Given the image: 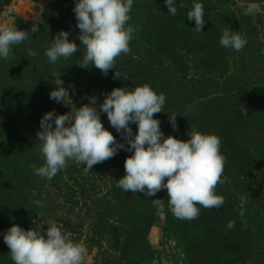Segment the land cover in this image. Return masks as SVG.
Listing matches in <instances>:
<instances>
[{
	"label": "rangeland",
	"instance_id": "obj_1",
	"mask_svg": "<svg viewBox=\"0 0 264 264\" xmlns=\"http://www.w3.org/2000/svg\"><path fill=\"white\" fill-rule=\"evenodd\" d=\"M191 1L177 0V14L172 16L164 0H134L129 24L137 31L129 43L131 51L117 57L115 68L104 75L95 66L78 65L83 48L77 39L80 30L72 10L74 0H0V23L15 24L30 35L29 40L13 46L7 59H0V264H14L3 239L9 227L15 224L27 230L39 225L43 234L53 223L71 233L74 242L85 245V264H128L136 241L129 246L124 238L131 227L142 225L154 206L153 199L165 200L170 216L155 210L145 237L138 235V242H148L140 264H190L191 245L204 238L205 227L195 224V219L176 218L167 206L165 189L153 197L124 192L117 184L125 169L114 166L111 158L93 165L87 173L83 165L69 161L51 180L34 175L32 166L44 162L36 140L44 113L75 111L88 104L92 96L99 106L113 88L131 90L147 84L157 94L163 93V111L154 118L159 119L165 136L187 140L192 131L201 132L196 127V117L204 111L220 117L223 125L229 116L236 117L246 138L250 131H264V123H260L264 120V0H254L260 11L251 16L243 15L241 8V3L249 0H197L214 16L199 33L194 21L187 19ZM181 3L184 7H180ZM34 23L38 25L37 32L30 31ZM223 23L247 39L241 51L219 43ZM186 25L189 37H195V48L181 47L186 44L176 37L179 32L174 29L184 30ZM61 30L69 32V40L81 50L52 64L44 53ZM199 47L204 52L202 58L196 53ZM29 49L37 55L30 56ZM212 55H217L216 62L205 71L202 60ZM116 71L122 74L119 79L114 78ZM53 74L60 76L62 86L69 92L63 103L49 98L56 87ZM169 113L176 114L175 130ZM100 119L117 141L125 142L110 126L106 113L101 112ZM130 127L135 133L137 126ZM234 136L225 142L227 149L220 150L225 157L223 183H218L215 191L227 203H233L226 214L230 221L239 219L252 226L251 232L245 233L248 238L252 234L248 239L251 246H239L244 253L236 256L239 258L235 264H264V134L259 143L253 136L236 142ZM130 155L119 150L115 158L120 165ZM242 198L247 199L243 216ZM33 199L43 201L44 206H35Z\"/></svg>",
	"mask_w": 264,
	"mask_h": 264
},
{
	"label": "clouds",
	"instance_id": "obj_2",
	"mask_svg": "<svg viewBox=\"0 0 264 264\" xmlns=\"http://www.w3.org/2000/svg\"><path fill=\"white\" fill-rule=\"evenodd\" d=\"M134 0H74L73 12L76 27L80 30L77 39L81 42L83 68L95 66L104 75L115 68V60L131 49L129 43L136 27L129 24ZM167 12L177 14V0H164ZM180 7H184L183 3ZM245 16L255 15L260 5L254 0L241 3ZM187 19L194 21L195 31L202 32L205 24V10L202 2L192 0L187 11ZM34 23L31 32H37ZM69 32L61 30L45 50L49 63L55 64L59 58L72 57L81 47L69 40ZM28 31L19 30L15 24L0 23V59H7L14 45L29 40ZM219 43L236 52L247 45V39L229 26L222 29ZM30 56L37 53L28 50ZM261 54H264L262 49ZM122 74L116 71L114 78ZM55 77V89L49 98L63 103L69 92L62 86L60 76ZM166 97L157 94L149 85L144 84L129 90L127 87L113 88L103 102L97 105L95 96L89 98L75 111L57 115L48 111L40 119V130L36 140L40 142L39 151L43 156L41 166H32L33 174L51 180L68 166L69 161L83 165L84 172H90L93 165L112 158L119 150L131 152L124 161L125 175L118 179L117 187L124 192L142 193L153 197L162 189L168 194L167 206L173 215L181 220H194L200 214V207L220 208L224 197L215 188L223 183L225 157L222 155L221 139L212 133L192 131L187 140L172 135L165 136L160 129V121L154 114L163 111ZM106 113L110 126L120 133L124 143L116 140L100 119ZM170 114V113H169ZM176 114L169 115L175 130ZM130 124L137 126L134 133ZM35 192L32 193L34 197ZM158 212H164L165 200H152ZM37 207L43 201L33 199ZM247 203L241 200V212ZM48 225V224H47ZM235 227L229 221L226 228ZM36 229L24 228L13 224L3 235L10 249V259L14 264H85L87 249L82 242H74L71 233L62 231L55 223L48 225L42 234Z\"/></svg>",
	"mask_w": 264,
	"mask_h": 264
},
{
	"label": "trees",
	"instance_id": "obj_3",
	"mask_svg": "<svg viewBox=\"0 0 264 264\" xmlns=\"http://www.w3.org/2000/svg\"><path fill=\"white\" fill-rule=\"evenodd\" d=\"M192 2V1H191ZM188 5L191 7L192 3H188ZM213 12V11H212ZM215 15H219L218 11L213 12ZM206 14V27L207 21L214 17L208 11H205ZM204 27V26H203ZM202 27V28H203ZM222 28L226 27L225 23L221 25ZM176 32H179L176 34V37L179 41L183 42L186 45H182L181 47L189 49L190 47H197L196 41H194L195 37H189V29L186 25L185 31L182 30L180 27H176L174 29ZM173 31V34L176 32ZM206 31V30H205ZM206 38H212L205 35ZM192 45V46H191ZM200 57L202 58V55L204 52H201V48L199 47L196 49ZM213 54V53H210ZM217 55H212V57H207L202 60L204 63L205 71H208L212 69V66H214V62H216ZM197 122L196 127L199 128L201 133H212L217 135L218 137H222L223 139H227L223 142H221V149L220 150H226L227 149V143L232 141L231 139L228 140V138L235 134L234 137H236V142H241L248 140V136L252 137L254 139L255 143L261 142L262 134H264L263 129L259 128L258 130H254L255 134L250 131L246 135L243 132V128L238 122V119L236 117H228V120L225 125L222 124L220 117L213 116L212 114H209V112H199L198 116L196 117ZM202 123V125H201ZM260 123H264L263 121H260ZM219 133H217L218 131ZM227 132V133H226ZM247 153V152H246ZM118 156V155H116ZM115 155L111 158L113 161L114 166H116L119 169H123L124 171V161L119 165L118 161H116ZM240 157V155H238ZM230 198H232V195H230ZM233 203H227V199H224V204L221 206L220 211L218 212V208H215L213 211L212 209L202 208L200 210L199 216L195 219V224L198 225H204V238L202 240H198L194 242L191 245V252L189 253V262L190 264H235L238 262V258L240 254H243L244 251L241 253L242 250H239V246L248 248L251 246V241H248L250 239V236L252 238V234L248 236L245 234L248 231L251 232L252 226L248 225L247 223H242L239 219H236L235 221V227L232 229L226 228L227 222L230 221V217H227L226 214L231 212ZM201 208V207H200ZM156 210V208L153 206L150 208V211L146 213V217L144 218L143 222H141L142 225L139 227H131V231L128 232L127 236H125L124 241H126L129 246L133 241H136L133 244L136 247V250L134 253H132L131 256H129L130 262L128 264H140L141 259L144 255V246L148 244L146 239H144L141 242H138L137 237L141 233L143 237L148 232L149 226L152 221L153 212ZM164 213L168 216H170L169 211L164 210ZM235 213H232L233 216ZM230 215V216H231ZM186 220V219H185ZM187 221V220H186ZM133 229V230H132ZM235 240H234V239ZM233 239V241H231ZM239 240V241H238ZM125 244V243H124ZM132 244V245H133ZM247 250V249H246ZM130 252V251H129ZM237 255L238 258L236 257Z\"/></svg>",
	"mask_w": 264,
	"mask_h": 264
}]
</instances>
